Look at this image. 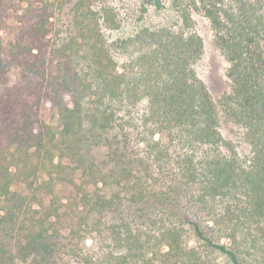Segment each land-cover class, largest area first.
<instances>
[{
	"label": "trees",
	"instance_id": "obj_1",
	"mask_svg": "<svg viewBox=\"0 0 264 264\" xmlns=\"http://www.w3.org/2000/svg\"><path fill=\"white\" fill-rule=\"evenodd\" d=\"M57 1L25 36L0 34V264H50L68 227L92 264L112 263L110 244L135 263L264 264V0H133L126 19H175L109 42L116 7ZM192 12L226 62L220 102L246 157L221 135L194 70ZM86 235L97 251L79 246Z\"/></svg>",
	"mask_w": 264,
	"mask_h": 264
},
{
	"label": "rangeland",
	"instance_id": "obj_2",
	"mask_svg": "<svg viewBox=\"0 0 264 264\" xmlns=\"http://www.w3.org/2000/svg\"><path fill=\"white\" fill-rule=\"evenodd\" d=\"M102 3H109L114 8L116 7L119 10V15L123 16V19L120 23V26L117 29H107L104 30V38L107 42L113 41L117 38L127 36L132 33L137 28L142 27H155L164 23L172 22L175 19L174 13L170 10H165L161 12L149 11L141 19L139 15H128L126 19L124 13L133 5V0H100ZM166 3L167 0H164ZM58 1L57 0H5L2 5L1 10V38L3 44H7L9 41L14 40L15 38H20L25 36V28L31 23L37 16L42 13H53L57 14L58 12ZM63 11V10H62ZM65 17V15H63ZM193 20L195 23V29L197 33L201 36L203 40V53L200 59L194 64V70L199 78L205 83L212 99L216 104L217 109V119H218V129L225 140L232 142L233 147L240 156L246 157L249 154V148L244 142L242 136V128L230 121L224 112V109L221 105V97L223 93L229 91L230 82L225 75L226 62L218 51V49L213 44V33L208 23V20L199 13L192 12ZM54 17L51 19L53 20ZM68 23L70 17L65 19ZM57 25L59 26L58 21ZM71 22V21H70ZM70 22L68 27H71ZM73 32L71 30H64L59 36L64 38V41L67 42V39L70 38V34ZM50 35V34H49ZM49 48L46 49L45 59L46 63L43 67L48 68V55ZM68 49L66 50L67 53ZM52 66V65H51ZM11 79L16 80L15 78V69L12 68ZM105 190H110L109 186L105 187ZM67 200H64L65 203ZM74 230V231H72ZM68 227L66 230H60V239L61 249L58 252V257L51 261L50 264H92L89 262H82L76 255L78 253L73 251L76 248V232L78 228ZM79 246L85 247L86 252L97 251L96 246L92 244V239L90 236L86 235L82 237V241L78 242ZM83 244V245H82ZM112 244L106 247V251H110V259L112 263L110 264H160L157 260L143 261L140 263H135L132 259L127 258L122 255V253L115 248H112ZM88 249V250H87ZM15 264H48L44 263L43 259L34 260L32 257H27L25 262H22L20 258H15ZM106 264L108 263L107 258H105ZM105 264V262H104ZM161 264H170L166 261Z\"/></svg>",
	"mask_w": 264,
	"mask_h": 264
}]
</instances>
